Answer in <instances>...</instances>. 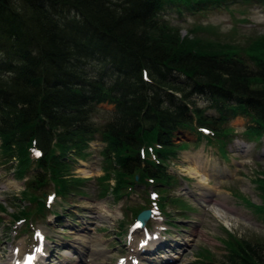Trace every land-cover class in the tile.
I'll list each match as a JSON object with an SVG mask.
<instances>
[{
    "label": "trees",
    "instance_id": "1",
    "mask_svg": "<svg viewBox=\"0 0 264 264\" xmlns=\"http://www.w3.org/2000/svg\"><path fill=\"white\" fill-rule=\"evenodd\" d=\"M229 1L0 0V152L19 177L36 168L23 192L30 212L49 211V191L35 194L48 183L62 198L75 191L83 180L67 175V162L84 157L95 135L106 164L100 193L116 198L164 187L169 160L183 149L173 141L178 129L211 130L204 137L220 148V138L230 139L221 126L228 112L250 117L248 139L264 137V34L236 46L182 35L158 18L166 5L203 12ZM197 98L218 115H206ZM101 103L112 116L96 124ZM261 174L262 202L249 204L264 217ZM168 198L159 195L157 205ZM224 245L225 264H264V242L229 234Z\"/></svg>",
    "mask_w": 264,
    "mask_h": 264
},
{
    "label": "rangeland",
    "instance_id": "2",
    "mask_svg": "<svg viewBox=\"0 0 264 264\" xmlns=\"http://www.w3.org/2000/svg\"><path fill=\"white\" fill-rule=\"evenodd\" d=\"M163 15L181 25L182 35H188L191 29L192 35L236 46H245L250 38L264 34V7L258 0H231L228 8L209 7L202 13L186 10L182 16L170 6ZM197 102L203 106L206 101L197 98ZM112 111V105H98L94 122L109 120ZM208 111L218 115L215 108ZM226 114L229 123L235 126L232 138L239 143L234 145L230 142L232 138H220L217 154L210 143L197 139L196 133L183 130L176 140H192L183 141L179 156L169 161L170 178L162 188L148 186V190L154 188L169 197L163 207L164 217L155 215L147 224L151 232L167 225L164 237L169 239L161 249L166 256L176 254V257L166 263L158 255H146L148 260L142 261L144 264H156L153 259L157 264H225L224 243L229 234L252 243L264 242V217L249 204L262 202L256 179L264 171V137L248 139L244 129L252 124L250 117L229 118V113ZM103 146L96 135L89 142L88 153L72 160V172L67 175L83 181L66 198L54 197L51 210L61 211L60 219L49 211L30 212L31 205L23 192L27 189L25 180L36 168L31 166L19 177L14 172V163L3 161L0 152V264L8 261L14 248L19 249V254L32 250L35 245L32 231L37 229L44 232L48 249L57 256L52 264H116L118 257L129 258L134 245L131 240L125 245V234L135 216L130 210L147 207L148 192L142 188L119 198L110 191L100 193L99 177L106 166L101 156ZM186 152L194 154L186 156ZM213 170L220 175L211 174ZM208 187L212 188L210 198L199 195L206 193ZM44 189L50 192L53 185L48 183L35 194L42 197ZM22 210L30 212L28 227L27 222L17 221L16 216ZM43 215L47 217L43 219ZM80 238L82 241H78Z\"/></svg>",
    "mask_w": 264,
    "mask_h": 264
},
{
    "label": "bare ground",
    "instance_id": "3",
    "mask_svg": "<svg viewBox=\"0 0 264 264\" xmlns=\"http://www.w3.org/2000/svg\"><path fill=\"white\" fill-rule=\"evenodd\" d=\"M170 6H173V5H166V7L164 8V9H162L159 13H158V18H160L161 20H165L166 22H168L171 26H173L174 28H180V32L182 31V28H181V25L180 24H178V22H175V21H173L172 19H170V17H164V15H163V12L166 10V8L167 7H170ZM189 8H193V6H188L187 8H184L183 7V9H181L180 11H177V14L179 15V16H182L181 14H183L185 11H186V9H189ZM195 8V7H194ZM183 10H185V11H183ZM188 11H190V10H188ZM192 12V11H191ZM181 13V14H180ZM192 13H202L201 11H194V12H192ZM192 32L193 31H191V29L189 30V33H187L188 34V36L189 37H191L192 36ZM194 97V96H193ZM205 105H203V106H201V108H203L204 109V112H205V114L206 115H211V116H216L214 113V111L213 112H209L208 110L209 109H213V107H211V105H210V101L211 100H206L205 99ZM101 104H107V103H101ZM100 105V104H99ZM231 117H233V118H235V117H237V115H235V116H229V118H231ZM227 119H228V117H227ZM223 120V123H221V126L222 127H227V132H229V135H230V138H232V136L234 135V132H235V126H233L232 124H230L229 123V121L228 120ZM213 126V125H212ZM250 126V125H249ZM248 126V127H249ZM248 127H246L245 129H247ZM244 129V130H245ZM181 131H183V130H181V129H178V130H176V132L174 133V137H173V141H174V143H180L181 142V140H176V138L177 137H179L180 136V134H181ZM199 132L202 134V135H204V136H207V137H209V138H213L214 137V135H213V131H211V130H209L208 132H206L205 130H199ZM245 133V132H244ZM96 136V135H95ZM98 136V135H97ZM204 136H199L197 133H196V137H197V139H199V140H202V139H204L205 141H207L206 139H205V137ZM99 137V136H98ZM94 139V138H93ZM99 140H100V138H99ZM101 141V140H100ZM101 143H103L102 141H101ZM32 154H33V156L35 157V155L36 156H38L35 152L33 153V151H32ZM186 154V156H191V155H193L194 153H189V152H186L185 153ZM177 156V155H176ZM176 156L174 157V158H176ZM33 157V158H34ZM174 158H172V159H174ZM170 161V160H169ZM71 161L70 162H67V165H69L67 168H68V170H69V172H72V168H71ZM213 169H218V167H214ZM214 171V173H211V174H216V175H220V173L217 171H215V170H213ZM134 179L135 180H138V175H134ZM212 190V188L211 187H208L207 189H206V193H199L200 195H204L205 197H207V198H210L211 196H212V194H210V191ZM213 194H214V192H213ZM206 201H208V200H204V202H206ZM78 241H82L81 240V238H80V240H78ZM77 244H79V242H77ZM99 246V245H98ZM96 250L97 251H99V249L96 247ZM95 250V251H96ZM137 250V247L135 248V251ZM12 255H14V253L13 252H11V254H10V256H9V258H8V261L7 262H5L4 264H15L14 262V260L12 259ZM159 257L162 259V260H164V261H166L167 259H169V258H173V257H176V254L175 255H172V256H166L165 254H162V255H159ZM16 260V259H15ZM14 261V262H13ZM153 262L154 263H158V261L157 260H155V259H153ZM131 263H132V261H131ZM130 263V264H131Z\"/></svg>",
    "mask_w": 264,
    "mask_h": 264
},
{
    "label": "water",
    "instance_id": "4",
    "mask_svg": "<svg viewBox=\"0 0 264 264\" xmlns=\"http://www.w3.org/2000/svg\"><path fill=\"white\" fill-rule=\"evenodd\" d=\"M150 211L149 209L142 210L138 215L137 219L140 221L141 224H144L145 221L149 218Z\"/></svg>",
    "mask_w": 264,
    "mask_h": 264
}]
</instances>
